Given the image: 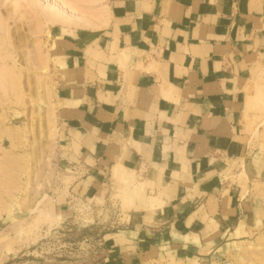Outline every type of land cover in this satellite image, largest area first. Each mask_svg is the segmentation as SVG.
<instances>
[{"label":"crops","instance_id":"crops-1","mask_svg":"<svg viewBox=\"0 0 264 264\" xmlns=\"http://www.w3.org/2000/svg\"><path fill=\"white\" fill-rule=\"evenodd\" d=\"M103 3V25L51 28L60 163L77 195L119 166L157 198L105 237L104 264L241 263L264 226L249 140L264 0Z\"/></svg>","mask_w":264,"mask_h":264},{"label":"rangeland","instance_id":"rangeland-1","mask_svg":"<svg viewBox=\"0 0 264 264\" xmlns=\"http://www.w3.org/2000/svg\"><path fill=\"white\" fill-rule=\"evenodd\" d=\"M65 1L81 13L102 11L100 0ZM61 6V0H0V16L10 28L4 37L13 38L16 71L14 92L6 94L0 88V167L13 174L0 170V264H104L105 237L119 229L133 208H140L139 199L145 196L137 176L124 167L114 175V184L95 197L77 195L70 188L72 179L59 159L53 105L57 68L50 36L55 25L40 32L43 13ZM39 48L46 71L30 58ZM45 91L50 93L49 103ZM251 104L250 146L264 162V77L252 84ZM7 182L14 184L12 193L5 191ZM240 261L264 264V226Z\"/></svg>","mask_w":264,"mask_h":264},{"label":"bare ground","instance_id":"bare-ground-1","mask_svg":"<svg viewBox=\"0 0 264 264\" xmlns=\"http://www.w3.org/2000/svg\"><path fill=\"white\" fill-rule=\"evenodd\" d=\"M62 1V6L60 9H57V10H54V11H51V12H44L43 13V17L42 19L40 20L41 22V25H40V32H42L46 26H51V25H56V24H64V25H76V26H88V27H93V26H99L100 24H102V18L104 16L105 13H107L106 11V5L103 3L104 1L103 0H100V4H102V11L99 12L98 14H95V13H90V14H87V13H81L79 12V10L76 9V7L72 4V2L70 1H65V0H61ZM71 4V8L68 9L69 5ZM105 12V13H104ZM109 14V13H108ZM109 16V15H108ZM10 19V18H9ZM105 20V19H103ZM109 21V20H108ZM106 26V25H105ZM10 33V28L9 26L6 24V21L5 19L2 18V16H0V88H2L5 93L6 91H8V93H13L14 92V76L16 75V71L14 69V47L12 48V45L14 46V43L12 42L11 39L12 38V35L10 37V34L9 35H6L7 38L4 37V33ZM9 36V37H8ZM31 60H33V63L34 65L41 69V70H44L46 71V68L48 66L47 64V61L44 59V56H43V53H42V50L39 48V49H36L34 50L32 56L30 57ZM5 62H4V61ZM10 61V62H9ZM4 64H3V63ZM1 90V91H3ZM46 90V89H45ZM7 94V93H6ZM49 98H50V93L48 91H45V94H44V100L46 103H49ZM7 130V131H6ZM5 131L7 133H9L10 136H13L14 133L12 130L10 129H6L5 128ZM51 131H52V134L55 135V129L52 127L51 128ZM17 134V132H16ZM15 136V135H14ZM12 139V138H11ZM7 157V156H6ZM12 158V156H11ZM9 158V159H11ZM8 159V160H9ZM14 159V158H13ZM17 159V158H16ZM17 161V160H16ZM8 162V161H7ZM11 162V161H10ZM1 163V162H0ZM4 164V163H3ZM13 165V164H12ZM11 167V165H10ZM7 169V170H6ZM4 168V166L1 168L0 167V170L4 172V175L8 172L9 174L11 175L10 171H8V167L7 168ZM10 169V168H9ZM123 169V167H115L114 169V175L118 176V174L121 172V170ZM13 170V169H12ZM0 171V172H1ZM128 172V171H127ZM126 172V173H127ZM15 173V172H14ZM129 173V172H128ZM3 174V173H2ZM1 174V175H2ZM8 174V175H9ZM132 174V173H131ZM0 175V176H1ZM13 175V174H12ZM11 175V176H12ZM3 176V175H2ZM121 177V176H120ZM2 178V177H1ZM10 178V176H9ZM13 178V177H12ZM11 178V179H12ZM119 179V178H117ZM131 180V179H130ZM5 181V180H4ZM10 182H7V185L5 186V191L7 192H11L14 190V184H11L10 187L8 186ZM14 183V182H13ZM1 185V184H0ZM1 188V187H0ZM4 188V187H3ZM13 189V190H12ZM2 190V189H1ZM4 192V191H3ZM12 193V192H11ZM10 194V193H8ZM11 197V195H10ZM155 198V197H154ZM153 198V199H154ZM149 196H144L142 197L140 200V203H144L145 200H149ZM156 200V201H155ZM153 201V200H151ZM154 201L156 202V205H157V198L154 199ZM159 201V200H158ZM162 202V201H161ZM154 204V202H151ZM159 204V203H158ZM151 207H153L151 205Z\"/></svg>","mask_w":264,"mask_h":264}]
</instances>
